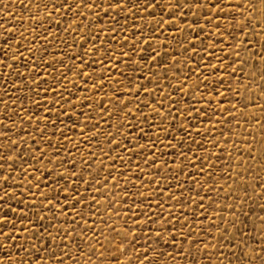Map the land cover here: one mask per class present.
I'll use <instances>...</instances> for the list:
<instances>
[{
	"label": "snow or ice",
	"instance_id": "obj_1",
	"mask_svg": "<svg viewBox=\"0 0 264 264\" xmlns=\"http://www.w3.org/2000/svg\"><path fill=\"white\" fill-rule=\"evenodd\" d=\"M9 6L16 7L13 0H7L0 7V12H3L10 20L12 16L7 13ZM19 8L22 13H28L27 19L32 21L34 34L38 26L42 33H46L43 35V42L49 48L52 47L56 36L61 33V23L65 14H70L67 17L69 19L72 17L76 19H73L72 23L63 29L64 36L73 34V42L69 44L64 41H57L50 60L44 59V57L49 56L48 51L27 46H25L27 56L21 55L19 53L21 47L19 41L15 42V49L10 43L14 39L15 29L6 28L4 24H0V44H3V50L0 51V71L5 68L8 70L5 73L6 79L0 80V84L3 85L0 88V92L3 93L0 96V102H3V120H0V126L4 125V121L12 120V117L17 115L15 111L9 113L10 105L4 99L5 97L12 100L11 107L14 109L16 99L13 97L17 91H22L24 87H27L28 91L38 98L42 95L46 96L51 89L53 99L48 101L49 107L43 110L46 113L43 120L47 128V120L51 114L50 109L54 104L58 115L52 124V128H55L56 124L59 123L61 125L59 135L63 137L62 142L58 141L53 146L52 139L46 136L43 130L33 127L32 132L35 133V138L29 136L33 147L22 156L21 153L25 152V149L23 147L17 148V142L9 140L8 132L11 131V128L5 127L4 131L0 132V136L9 140L4 146L5 151L12 153V155H0V173H4L3 176H0V182L4 184L3 195H0V264H65L66 261L70 264H79L81 260H85V264H90V260L85 259L86 253L89 258L97 256V264L105 262V256H107L105 264H153L148 256L153 248L149 245L147 250L141 251L136 246L138 243L137 235L127 227V223L124 226L125 234L122 235L121 230L116 229L114 225L108 224L106 220L101 218V222L107 226L108 231L113 233L111 238L104 235L102 230L94 228L88 223L89 220L101 215V201L96 197L102 196L107 191L108 181L106 178L104 179L105 187L102 189L100 188L101 182L96 180L94 195L86 201L79 190L80 183L83 182L85 189L89 190V185L92 184L94 177L90 175L85 180L82 173L91 169L92 161L96 157L93 153L85 161L81 156L80 163L83 168L80 172L71 171V169L76 168L75 153L80 151L81 144L90 145L89 150L91 147L100 148L97 137L103 136V141L107 144V151L105 152L101 148L100 154L111 159L113 165L117 159L121 165H124L125 161L119 155L120 152L129 157H137L136 169L126 170L138 173L136 183L139 184L149 166L156 165V160L165 154L157 148L158 144H163L165 148L172 150L173 159L188 160L189 163L195 160L197 164L201 165L200 174L203 175L205 167H210L208 157L205 155L201 161L196 157V153L185 145L184 137L193 139L191 137L193 129L191 125L185 127L183 124H177V116L173 113H178L181 119L186 117L189 120L195 114L201 128L204 127L203 120L209 119L208 114L212 113L223 125L225 121L220 118L228 109L223 104L213 106L211 96L216 90L215 85H212L211 89L206 86L203 92L200 91L201 84L207 85V77L201 80L198 74L208 68L214 75L218 65L222 71L227 64H233V71L230 75H235L237 69L243 74L244 66L249 64L250 60L253 61L249 64L253 82L259 76L260 83L257 84V87L260 88V93L258 98L264 99V0H167V2H163V0H35V2L29 0L27 4L21 0ZM194 8L197 9L193 13L196 17L193 24L196 27L185 25L193 39H200V34L205 32V27L209 29V34H212V29H215L214 35L221 39L232 37L235 50L231 60L220 62V58L217 57L218 64L197 62L194 71L189 66L188 72L197 74L196 81L190 84L187 79L188 73L182 72L181 68L177 67L176 55L167 49H171L173 47L172 41H175L185 52L191 48V55L194 56L196 49L193 47L192 41L182 42L181 39H177L175 32H173L166 49L163 42L157 40V36L165 32L167 25H175L177 19L183 22L187 14L193 12ZM151 9H158L159 13L167 10V16L171 19L158 18V13L154 15L149 11ZM34 12H43L44 14L37 17ZM141 13L152 17V19L145 23L144 15ZM53 16L60 17L61 20L53 23ZM85 16L88 17L87 26L82 29L81 21L85 19ZM238 17H242V19H238ZM138 18L139 22H137ZM201 18L203 19L202 24L198 23ZM24 19L25 17L22 15L19 23L23 30L27 31L23 25ZM102 19L104 21L103 27L97 26V22ZM152 23H155L156 35H152L153 29L148 27ZM93 26H95V31H93ZM53 27L56 29L55 34L49 31V28ZM146 27L148 28L147 33L144 31ZM257 28L259 31L256 30ZM250 30L253 36L252 41L248 39ZM101 31L104 32V39L97 46L96 41L101 39L99 35ZM176 31H179L183 36L182 28H177ZM237 32L244 33L239 40L235 35ZM129 35L132 37L131 41L128 39ZM77 36L80 41L79 45H76L75 37ZM257 36L261 40L259 54L252 50ZM20 39H24L23 32ZM35 39H41L40 35H35ZM121 39L123 43H120ZM241 40L245 43L242 44ZM84 44L90 45L84 52H73L74 46L83 48ZM116 44H119V48L114 47ZM211 47L215 48L216 45L213 44ZM158 48L160 51L157 50ZM99 49H103V51H99ZM223 50L221 48V51ZM37 51H43V56L37 57ZM242 51L248 55L242 57ZM85 55L89 56L90 59L84 60ZM65 59L69 60L70 67L65 63ZM208 59L211 60L212 57L209 56ZM9 60L11 63L8 62ZM190 60L191 57H187L181 63L189 64ZM18 62L19 67L23 68L24 72H20L15 67ZM29 64L32 65L31 68H29ZM57 64L64 70L63 72L57 69ZM153 64L160 67L164 74L163 91H161L159 82L160 77L151 70ZM257 64H259L258 70ZM118 65L120 67H117ZM170 67L175 69L171 77L168 76ZM49 68H51V72L48 71ZM85 68L91 70L85 71ZM97 68L100 69L98 73ZM126 69L127 71H125ZM42 72L44 73L43 76L41 75ZM145 72L148 73L147 76H144ZM66 73H71V80ZM33 76L35 80L32 79ZM13 78L19 83L10 84ZM46 80H51L52 84H46ZM169 80H176L177 83L170 84ZM80 82H83V86L77 87ZM57 84L61 85L59 91L54 87ZM68 84H71L72 90H68L66 96L64 94L65 85ZM146 84H151L152 87H146ZM41 85L44 87L41 88ZM105 85L108 87L105 88ZM193 89L195 90L194 99L196 97L203 98V93H208L210 99L205 102L206 108L192 107L191 110H188V103H184L182 107H177L176 97L186 100L189 92ZM169 91L175 96H170ZM228 91L231 92L232 89L229 88ZM76 92H81V95L76 97ZM236 92L240 93V90L237 89ZM85 93L90 95H85ZM97 93H103V95L98 99H93ZM138 93H142L146 99H142L137 95ZM219 96L223 98L224 94L219 93ZM239 98L242 105L241 117L245 120L255 119L254 116H247L243 112V109L250 104L254 105V100L250 96L245 98L242 93H240ZM19 99L23 101L24 97L20 96ZM105 99L108 101L107 104H105ZM245 99H247V103H245ZM29 102L35 104L36 110H39V99ZM65 105H68L71 111L66 112ZM77 105H80V108H77ZM84 106H87L88 112L82 111ZM214 107L216 111H213ZM231 107L236 108L234 104ZM144 109H149V111L145 112ZM21 111L24 112L25 116L28 115V110L23 109V107ZM261 111L264 113V105L261 106ZM61 115L65 120L71 122L70 130L73 132L76 131V125L81 124L82 141L73 143L71 138L66 135L63 131V121L60 119ZM93 115L95 116L94 121L92 120ZM152 116L159 117V120L153 121L150 119ZM113 117H116L115 123L112 122ZM235 118V112L229 114V120ZM165 120H167V126H165ZM25 122L22 118L21 123ZM35 123L39 124L40 121L37 120ZM257 124L261 125L262 137H264V115L257 121ZM12 126H15V121H13ZM102 126L112 130L102 131ZM237 126H239V122H237ZM85 131L90 132L91 135H84ZM195 131L198 135L200 134L199 129ZM228 131L230 129H225L221 135L224 136ZM161 133L164 134L163 141L160 140ZM14 134L19 135V133ZM25 135H28L26 130ZM117 136L120 139H114ZM19 140L23 145L24 137H20ZM140 140H144L146 143L141 144L139 143ZM173 140L176 143H173ZM91 141H96V143L91 145ZM209 142L212 143L213 147H216V143ZM225 142L227 141L225 140ZM244 143L246 151L240 152L237 149L239 153L237 160L241 156L246 161L248 159L260 160L261 166L258 170L264 172V144H262L259 154L253 156L252 148L255 146V140L252 143L245 140ZM41 144H46V148H41ZM65 144L69 147L65 148ZM193 146L203 151L202 142L194 141ZM62 148L65 153L63 156L60 154ZM114 149L118 151L115 156L110 157L109 154ZM185 152H189L190 157L185 156ZM216 159L219 160L220 157L217 156ZM69 161L73 162L69 163ZM140 162L143 163L142 168ZM131 163L132 161L129 159L128 164ZM162 163L166 168L168 167L167 160L162 161ZM65 165H67L68 170L55 171L57 167L64 168ZM98 167H105L103 161L99 163ZM176 167L183 171L179 164ZM13 169L17 170L16 178L12 176ZM168 170L171 171V169ZM112 171H116V169H110L108 175H111ZM155 171H160L159 165H156ZM237 176L240 177L239 182L236 181ZM231 178L233 184L229 185L228 191L234 193V197L233 202L227 207L229 216L225 218L218 212L216 220L209 223V228L214 227L216 231L215 243H211V231H205V235L198 238L193 237L191 229L184 233L183 226L189 223L188 217L185 216L181 225V240L182 242L187 240L189 248H183V243L179 247L173 245L176 247V259H183L187 256L190 258V264H264V175L253 174L251 168H246L242 175L233 172ZM112 179L113 186L116 187L118 177L113 176ZM151 179H157V189H159V177L153 176ZM151 179H149V183H151ZM209 179H211V175H209ZM70 180L71 184L69 183ZM9 181L12 182L9 183ZM41 187L45 191L42 192ZM166 187H170V185H166ZM162 194V191L157 192V195ZM138 195L141 194L138 193ZM167 195L174 201L183 199V196L177 198L172 197L170 193ZM124 199H128L127 193H125ZM257 199L260 203H256ZM13 203H15V207L12 206ZM141 207H143L142 202ZM155 207L160 208L159 215L163 217L165 213L161 205L156 203ZM201 208L203 209V204H201ZM85 209H87V215H85ZM107 210L109 213L115 211L111 203L108 204ZM139 214L144 215L143 212ZM155 215L156 213L153 211L151 216L145 215L144 220L137 221L136 216L128 217V219L133 222V225L138 226L146 221L151 222ZM52 219L57 220L55 225L52 224ZM80 220L84 221L83 225H81ZM219 220L223 222L217 223L216 221ZM202 228L201 225L197 229V233ZM96 236H99L100 239L97 240ZM160 237L161 233L157 232V243L160 242ZM169 238L175 240V236ZM93 241L95 244H99L103 250H98ZM129 243L132 245L131 250L128 247ZM209 244H211L210 253ZM192 245H196V247L193 248ZM197 253L203 257L202 261L195 259ZM206 253L208 254L205 255ZM213 256L216 257L215 261L212 259Z\"/></svg>",
	"mask_w": 264,
	"mask_h": 264
},
{
	"label": "rangeland",
	"instance_id": "obj_2",
	"mask_svg": "<svg viewBox=\"0 0 264 264\" xmlns=\"http://www.w3.org/2000/svg\"><path fill=\"white\" fill-rule=\"evenodd\" d=\"M7 0H0V7H2ZM25 4L29 2V0H23ZM35 2V0H33ZM163 2H167V0H163ZM13 3H15L16 7L13 8L9 6L7 8L8 15H11L12 18L9 20L6 15L3 14V12H0V24H4L6 28H14L15 32L13 34V41H10L13 45V49H15V42L19 41L21 44V47L19 49V53L23 56H27V53L25 52V46L31 47L34 49H42L49 52V56L44 57L45 60H50L51 54L53 50L56 47L57 41H64L69 44L73 42L74 36L73 34H69L67 36L63 35V29L67 28L70 23H72L73 19H76L75 17H72L71 19L67 18L70 16V14H65V18L62 20L61 23V33L60 35L56 36V40L53 41L52 47L49 48L45 43L43 42V35L46 33H42L40 27L38 26L36 28V33L34 34L32 31V21L27 19L28 13L27 12H21L19 8V4L21 3V0H13ZM47 11V10H44ZM83 11V10H81ZM151 11L154 15L158 13V18L162 17L163 19H171L167 16V10L163 13H159L158 9H151ZM197 9H193V12H190L187 14V17L183 22H181L179 19L176 20L175 25L169 24L166 27V30L164 33L157 36V40L160 42H163L165 48L167 49V43L168 40L171 39V34L175 32V35L177 39H181L182 42L192 41L193 47L196 49V55H191L192 49L189 48L187 52L183 50V48L180 47V45L176 44L175 41H172L173 47L171 49H167L168 51L172 52L177 57V67L181 68L182 72L188 73L187 79L189 83H194L197 79V74H193L188 72L189 66L195 70V65L197 62L201 64H218L217 57L220 58V62H223L224 60H231L232 55H234L235 50V44L232 42V37H228L227 39H221L220 37H217L214 35L215 29H212V34H209V29L205 27V32L203 34H200V39H193V36L191 33H189L187 27L185 25H192L193 27H196L195 24H193V21L196 20V17L193 15L194 12H196ZM202 11V10H201ZM43 12H34V15L39 17L43 15ZM23 15L25 17L23 21L24 28H27V31H24L21 27L19 20L20 17ZM141 15H144L141 13ZM152 17L144 15V21L147 23L149 20H151ZM238 19H242V17H238ZM57 20H61L60 17L53 16V23H55ZM87 20L88 17L85 16V19L81 21V28L87 26ZM139 22V18L138 21ZM46 23V22H45ZM198 23L202 24L203 19L201 18ZM104 21L103 19L97 22V26L103 27ZM148 27L153 29L152 35H156L154 29H155V23H152L151 25H148ZM177 28L183 29V36H181V33L179 31H176ZM259 31V29H256ZM49 31H52L54 34L56 33V29L49 28ZM93 31H95V26H93ZM127 32V30H125ZM144 31L147 33L148 28L146 27ZM23 32L24 39L21 40L20 36ZM35 35H40L41 39H35ZM100 40L96 41L97 46L100 44L101 40L104 39V32L101 31L99 33ZM139 35V33H138ZM237 40H239L244 33L243 32H237L235 33ZM167 37V39H166ZM147 38V37H146ZM186 38V39H185ZM91 39V37H89ZM129 41L132 40V37L128 36ZM249 41L253 40V36L251 34V30L249 32ZM76 45L80 44L78 36L75 37ZM202 41V43H201ZM242 44V40L240 41ZM120 43H123V40L121 39ZM216 45L215 48H212L211 45ZM226 45V46H225ZM260 45L261 40L260 37L257 36L255 38V41L253 43V51L259 54L260 52ZM90 45L84 44L83 48H77L76 46L73 47V52H84ZM107 46V45H106ZM155 46V45H154ZM114 47L119 48V44L114 45ZM221 48L224 50L221 51ZM3 50V44H0V51ZM160 51V49H157ZM99 51H103V49H99ZM231 53V55H230ZM59 54V53H57ZM11 55V50H10ZM242 57L247 56L248 54L246 52H241ZM36 56L40 57L43 56V51H37ZM211 56L212 59L209 60L208 57ZM187 57H191V60L189 61V64H182L181 61L184 60ZM90 57L85 55L84 60H89ZM171 59V57H169ZM11 63V60L8 61ZM253 61H249V64H251ZM65 63L71 66L68 59H65ZM234 63V62H233ZM249 64H246L244 66V73L242 74L239 69L236 70L235 75H230V73L233 71V64H227L224 69L221 71L219 68V65L217 67V70L215 74L213 75L211 72V69L205 68L204 71L200 74V79L203 80L204 77H207V85L201 84L200 91L203 92L204 87H209L211 89L212 85H215V91L212 93L211 100L213 103V106L217 104H223L224 107L228 109L224 113V116L220 119L225 121V123L222 125L220 123V120L217 119L216 115H212V113H209V119H204L203 124L204 127H200V123L198 118L193 114V117L189 120L188 118L181 119L178 113H173V115L177 116V124H183L185 127H188V125H191L193 131L191 132V137L193 139H189L188 137H184V143L187 145L188 148H190L192 151L196 153V157L203 160V157L207 155L209 166L205 167L203 175L200 174V164H197L195 160H193L191 163L188 162V160L180 161L177 159H173L174 153L170 148H165L163 144H158L157 148L163 151L165 154L163 156H160L156 160V165L160 166V171L156 172L155 167L156 165H150L148 170L145 171L144 176L141 177L140 183H136V176L138 173H134L131 170L126 169H136L137 164V157L136 156H127L125 153L120 152L119 155L124 158V165H121L119 159L116 160L115 165L112 164L111 159L105 158L101 156L100 150L101 148L106 152L107 151V144L103 141V136H98L97 140L100 142V148L91 147V150H89L90 145H80V151L75 153V164L76 168L71 169V171H77L80 172V170L83 168V165L80 163V157L83 156V159L87 161L91 155L94 153L96 159L92 161L91 169L88 171H83V175L85 180L89 178V176H93L94 179L92 181V184L89 185V190L85 189V186L83 182L80 183V192L84 195L85 200L88 201L92 195H94L95 186H96V180H99L100 188H104L103 181L106 178L107 183V191L104 192L102 196L96 197L98 200L101 201L100 207H101V215L96 216L93 219L89 220L88 223L97 229L102 230L103 234L106 236L112 237L113 233L109 232L107 229V226L101 222V218L103 220H106L108 224L114 225L116 229L121 230V234L124 235V226L127 223V227L132 229L137 235V247L141 251L147 250V247L150 245L153 248V251H150L148 253V256L150 260L153 262V264H190V258L185 256L183 259H176L175 253H176V247H179L181 243H183V248L187 249L189 248V244L187 240H184L182 242L181 240V225L183 224L184 217H188V224H185L183 226V232L187 233L189 229L192 230L193 237H203L205 235V231H211L212 232V239L211 243H215V236L216 231L215 228H209L210 221L216 220V214L219 212L221 216L227 218L229 216V213L227 212V207L230 203L233 202L234 193H230L228 191L229 185L233 184V179L231 178L233 172H238L241 175L244 173L246 168H251V171L253 174L257 175H264V172L259 171V167L261 166L260 160H251L248 159L247 161L241 156L239 160H237V155L239 154L237 152V149L240 150V152H245V140H247L249 143H252L253 140H255V146L252 148V155L256 156L259 154L262 144H264V137H262L261 132V125L257 124V121L261 119L262 113L261 106L264 105V99L258 98L260 93V88L257 87V84L260 83L259 76L255 78V82H253V77L250 74L249 71ZM31 64H29V68H31ZM19 69L20 72H24L23 68L19 67V62L15 66ZM117 67H120L119 65ZM57 69L60 72H63L64 70L60 68V65L57 64ZM259 69V64H257V70ZM90 68H85V71H90ZM152 71L156 72L158 76L160 77V86L161 91L164 90L165 85V79L164 74L162 72V69L160 67H157L155 64L152 66ZM7 68H5L3 71H0V80L6 79L5 73L7 72ZM49 72H51V68L48 69ZM97 73L100 71L99 68L96 69ZM127 71V69L125 70ZM175 71L173 68H169L168 76L171 77L172 73ZM71 80L72 75L71 73H66ZM41 75L43 76L44 73L42 72ZM58 75V74H57ZM116 75V74H114ZM148 73L145 72L144 76H147ZM215 77V78H214ZM33 80H35V77H32ZM122 79V78H121ZM218 81V82H217ZM19 83L15 78H13L10 81V84H16ZM46 84L51 85V80H46ZM170 84H176V80H169ZM83 82H80L77 84V87H82ZM3 85L0 84V88H2ZM44 85H41V88H43ZM57 91L60 90L61 85L57 84L54 85ZM108 85H105V88H107ZM146 87H152L151 84H146ZM66 91L65 95H68V90L71 89V84L65 85ZM231 88L232 91L229 92L228 89ZM239 89L240 93L243 94L245 98L251 97L252 100H254V105H249L247 108L243 109V112L247 116H254L255 119H249L245 120L241 117V108L242 105L240 103V93H237L236 90ZM219 93H223L224 96L221 98L219 96ZM3 93L0 92V96H2ZM81 95V92H76V97H79ZM85 95H90L88 93H85ZM103 95V93H97L93 99H98ZM138 96H140L142 99H146V97H143L142 93H138ZM170 96H175L174 93H171L169 91ZM20 96H23L24 99L21 101L19 99ZM195 96V90L189 92L188 97L186 100H181L179 97H176L177 100V107H182L184 103L189 104V109L191 110L192 107H195L197 109L199 108H206V101L210 99L207 92L203 93V98L196 97ZM16 99V104L14 109L11 107L12 100L5 97L4 99L7 100L9 107V113L12 111H15L17 113L16 116L12 117V120L4 121V125L0 126V132L4 131L5 127L11 128V131L8 132L9 140H14L17 142V148L23 147L25 149V152L21 153V155H25L31 148L32 140L29 139V136L35 138V133L32 132V128L36 127L38 130H43L45 132V135L52 139L53 146L57 144L58 141L63 140V137L59 135V132L61 131V125L59 123L56 124L55 128H52V124L56 121V116L58 115L55 105H52V108L50 109V115L47 120V128L45 127V121L43 120V117L46 115V113L43 111L45 108H48V101L52 100V92L51 89H49L48 94L42 95L39 98L32 93L28 91L27 87H24L22 91H17L15 93V96L13 97ZM123 99V97H121ZM39 99L40 105L39 110H36V105L31 104L29 101H36ZM75 99V97H73ZM197 100H199V103H197ZM108 101L105 99V104H107ZM151 103V101H150ZM245 103H247V99H245ZM234 104L236 106L235 109L231 107V105ZM28 110V115L25 116L24 112L21 111V108ZM131 107V106H129ZM77 108H80V105H77ZM65 111H71V109L68 107V105H65ZM82 111L88 112L87 106H84ZM109 111H111V108H109ZM145 112H148L149 109H144ZM213 111H216L215 107L213 108ZM235 112L236 118L234 120H229V114ZM137 116L139 114L137 113ZM24 119L26 122L21 123V119ZM60 119L63 121V131L66 133L67 136H69L73 143H76L77 141H82L83 136L80 134L81 124L76 125V131L73 132L70 130L71 128V122L69 120H65L63 116H60ZM153 121H158L159 117L152 116L150 117ZM0 120H3V102H0ZM39 120L40 123L36 124L35 121ZM81 120H83V117H81ZM92 120H95V116H92ZM13 121H15V126L13 127ZM113 123L116 122V117H113L112 120ZM237 122H239V126H237ZM165 126H167V120H165ZM196 129H199L200 134L198 135L195 131ZM225 129H230V131L226 132L224 136L221 135L222 132H225ZM25 130L27 131L28 135H25ZM111 128H107L106 126H102V131H111ZM123 131V129H122ZM14 133H19V135H15ZM53 133H56V135H53ZM84 135H91L90 132L85 131ZM24 137V144L21 145L19 138ZM114 139H120L119 136L114 137ZM9 140H5L2 136H0V155H12L11 152L5 151V145L9 142ZM160 140H164V134L161 133ZM225 140L227 142H225ZM194 141H200L203 144V151L201 149L195 148L193 146ZM216 143V147L212 146V143ZM173 143H176L175 140L172 141ZM96 141H91L90 144L94 145ZM139 143L145 144L146 141L140 140ZM41 148H46V144H41ZM65 148L69 147V145L65 144ZM180 149L178 148V151ZM118 150L114 149L112 153L109 154L110 157L115 156L116 152ZM145 151H147V148H145ZM153 151H156V149H153ZM62 156L65 155L63 148L61 149ZM47 155V153H46ZM185 156L190 157L189 152H185ZM219 156L220 159L217 160L216 157ZM131 159L132 163L129 165L128 160ZM167 160L168 167L166 168L162 161ZM103 161L105 167L99 168V163ZM73 161H69V163H72ZM19 164V161H17ZM29 163L31 161L29 160ZM179 164L181 168H183V171H180L176 165ZM39 166V165H37ZM141 168L143 167V163L140 162ZM7 168V165H5ZM112 168H115L116 171H112L111 175H108V171ZM168 169H171L169 171ZM67 165L64 166V168L57 167L55 169L56 172H62L66 171ZM38 174V173H37ZM4 173H0V176H3ZM209 175H211V179H209ZM12 176L13 178H16L17 176V170H12ZM113 176H117L118 180L116 181L117 186H113ZM153 176L159 177V189H157V179H151ZM22 181V178H20ZM149 179H151V183H149ZM240 177H236V181L239 182ZM12 181H9L11 183ZM62 183V182H61ZM71 184V180L69 181ZM166 185H170V187H166ZM3 189L4 184L0 182V195H3ZM41 191H45L43 187H41ZM162 191V195H157V192ZM127 193L128 199H124V195ZM141 194V195H138ZM170 193L172 197H181L183 196L182 200H173L171 199L167 194ZM115 194V195H114ZM19 195V193H17ZM147 197H150V199H147ZM255 199V197H254ZM193 201H196V203H193ZM141 202L143 204V207H141ZM111 203L114 212L109 213L107 210L108 204ZM159 203L161 205V208H163L165 215L161 217L159 215L160 208H156L155 204ZM256 203H260V201L257 199ZM201 204H203V209L201 208ZM13 207H15V203L12 204ZM77 208H79V205H77ZM153 211H155L156 215L153 217L151 222H145L144 224H139L138 226L133 225V222L128 219V217L136 216L137 221L144 220L145 215L151 216ZM143 212L144 215H140L139 213ZM87 209H85V215H87ZM51 216V214H49ZM117 216H119V219H117ZM175 217V219H173ZM11 219V217H10ZM79 219V218H77ZM167 221V222H166ZM52 224H56L57 220L52 219ZM217 223H222V220L216 221ZM81 225L84 224L83 220H80ZM203 226V228L200 230L199 233H197V229L200 228V226ZM142 229V231H141ZM161 233L160 242L157 243L156 240V233ZM94 235V234H93ZM170 236H175V240H172L169 238ZM96 239L99 240L100 237L96 236ZM207 242V241H205ZM93 244H95V241H93ZM175 245L176 247H173ZM27 247V245H25ZM95 247L102 251L103 249L100 248L99 244H95ZM129 250H131L132 245L131 243L128 244ZM191 247L195 248L196 245H192ZM211 252V244H209V253ZM206 253L205 255H207ZM85 259L90 260V264H97L98 257L97 256H91L90 258L87 257V253L85 255ZM195 259L198 261H202L203 257L200 256L199 253L196 254ZM212 259L215 261L216 257L213 256ZM107 261V256H105V262ZM105 262H100V264H105ZM65 264H70V262L66 261ZM79 264H85V260L79 261Z\"/></svg>",
	"mask_w": 264,
	"mask_h": 264
}]
</instances>
